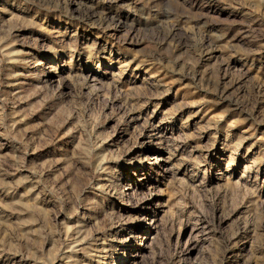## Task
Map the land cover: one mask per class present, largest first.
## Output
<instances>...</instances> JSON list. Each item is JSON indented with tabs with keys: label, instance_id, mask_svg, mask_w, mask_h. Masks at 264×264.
<instances>
[{
	"label": "rangeland",
	"instance_id": "obj_1",
	"mask_svg": "<svg viewBox=\"0 0 264 264\" xmlns=\"http://www.w3.org/2000/svg\"><path fill=\"white\" fill-rule=\"evenodd\" d=\"M0 264H264V0H0Z\"/></svg>",
	"mask_w": 264,
	"mask_h": 264
},
{
	"label": "bare ground",
	"instance_id": "obj_2",
	"mask_svg": "<svg viewBox=\"0 0 264 264\" xmlns=\"http://www.w3.org/2000/svg\"><path fill=\"white\" fill-rule=\"evenodd\" d=\"M159 159V158H158ZM159 160H161V159H159Z\"/></svg>",
	"mask_w": 264,
	"mask_h": 264
}]
</instances>
